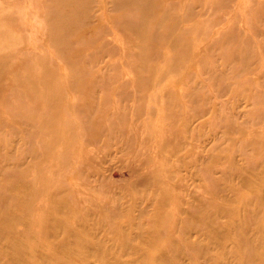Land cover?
Wrapping results in <instances>:
<instances>
[{
  "label": "rangeland",
  "instance_id": "rangeland-1",
  "mask_svg": "<svg viewBox=\"0 0 264 264\" xmlns=\"http://www.w3.org/2000/svg\"><path fill=\"white\" fill-rule=\"evenodd\" d=\"M88 1L87 14L79 4L0 0L14 15L0 13V45L16 42L0 57V119L11 122L0 125V264H264V210L253 202L246 211L239 199L246 185L264 189V0H152L169 7L166 16H143L139 2ZM73 8L79 13L71 16ZM144 48L148 59L129 56ZM157 49L167 55L150 58ZM171 78L196 99L167 96ZM86 100L112 109L91 114L101 126L85 124L77 105ZM214 101L218 113L199 118V186L188 178V189L174 190L186 200L199 194V203L158 205L173 190L133 183L122 167L143 149L132 151L125 134L135 127L139 139L154 140L172 120L171 106L184 105L175 116L183 124ZM149 110L155 119L147 122ZM81 155L105 157L97 164L104 187L89 181L90 194L78 175L88 171ZM68 184L87 201L61 197ZM147 198L154 216L139 217Z\"/></svg>",
  "mask_w": 264,
  "mask_h": 264
},
{
  "label": "bare ground",
  "instance_id": "bare-ground-1",
  "mask_svg": "<svg viewBox=\"0 0 264 264\" xmlns=\"http://www.w3.org/2000/svg\"><path fill=\"white\" fill-rule=\"evenodd\" d=\"M4 1H6V0H4ZM7 1L9 3H13V2H11L13 0H7ZM151 1L152 0H112L113 4L116 6H127V7L132 6L133 3H135V2H139L141 12H143V16L149 15V14H151V12H162L163 13L162 16H166L167 14H169V7L168 6L160 5V4L159 5H151L152 4ZM49 3L52 6H59V5L60 6H69V5H78L79 4V5H83V7H84L83 11L84 12H86L87 14L89 13V3L90 2L88 0H49ZM6 4H8V3H6ZM4 7H7V6L0 3V13L5 14L6 18L11 19V17L14 16V15H12L13 13L11 11L7 12L8 9H6ZM68 13L71 16H74V15H77L79 13V10L77 8H73L70 11L68 10ZM124 24H126V25H145L144 21H142L141 23L139 22V23L135 24L131 21V19L126 20V22ZM124 24H122V25H124ZM142 29H144V27ZM135 30L137 31L138 29H136V27H135ZM186 30L187 29L185 27V28H183V30H181V32L186 31ZM138 32H140V31H138ZM6 34H8V33H6ZM161 35H162V37H159V38L167 39L171 43V46L173 45L174 47H177L179 45H182V44H178V42H180V40L177 39V37L169 38V36H171V35H169V34L167 35L165 33L164 34L162 33ZM63 39H64L63 33L58 32L56 35L57 43H59ZM4 43H5L4 45H0V57L2 56L3 51L5 53V50L9 53L10 52L12 53V51L14 50L15 44H16V42L13 39L10 40V38H8L7 43L6 42H4ZM184 47L187 49L188 45L184 44ZM103 50L106 52H114V50H112L111 48H109L107 46L103 47ZM78 52L81 53L82 51L78 50ZM13 53H14V51H13ZM197 53L199 54V47L197 48ZM132 55L133 56L136 55L139 57L144 55L143 56V59H144V58H146L147 54H145V48H144L143 51H140L137 54H135V53L129 54V56H132ZM151 55H152V57H151ZM166 55H167L166 53H163V51H160L157 49L154 53L150 54V58H152V59L163 58ZM146 59H148V58H146ZM18 64L20 65V62H15L14 66H18ZM190 64L192 65L193 62H190ZM172 68L175 69L176 66L173 65ZM184 69H185V66H184ZM148 71L150 72L151 70H148ZM215 71H217V67H216ZM159 74L164 75L163 72L159 73ZM180 74H181V72H180ZM184 75H181L182 76L180 78L181 81L184 80V77H183ZM24 76H26V75L23 74L20 76V79H18L20 85H21V83L27 82V81H25ZM27 77H28V75H27ZM170 83H172V84L170 85ZM169 85H170V88H169ZM182 85H183V83H181L179 86H177V84L175 85V83L173 82V80L171 78L170 82L167 83V86L169 88V89H166L167 96L175 97V96L181 94L182 96H184V95L188 96L189 98H191V100L196 99V96L192 93H187L186 92L187 90L181 91ZM224 89H228V87H226ZM225 93L226 92H223L222 94L225 95ZM125 95H127V93H125ZM143 100L145 101L146 99L143 98ZM103 101H104V98L100 97V100L98 103L101 104ZM215 103H217V101H214L210 110L203 111L202 114H200L199 111H197L194 114V118L191 120L187 119V117L185 116V118H183V124H180L178 121L176 122L175 116L177 114L181 115V114H185L187 112L185 110L184 105L181 102H179L178 104H175L174 106H171L169 104L172 107V110H171L172 115L171 116L173 118L170 121H166V124L164 123V124H161L162 126H159L160 128H158L155 131L156 136H155L154 140L152 139V140L148 141L147 139H144V138L139 139V137L137 136L138 131L135 129V127L132 128L131 130H129L128 134H125L128 139H126L124 142H125V144H127V146H130L132 151H135V149H137V147L139 145H140L141 149H143V151H142L143 154L141 156L135 155V162L125 163L124 166L122 167V168H126L129 171L130 176L133 177V183H137V184L141 183V185H143L145 187H148V188L154 187L155 189H157L161 186H165V187H168L169 190L170 189L173 190L172 192L168 193V195H166V197L159 198L158 199V205L162 204L163 206H171L172 203H174L176 206H177V204H179L178 207H181L184 204L182 202V200L185 199V198H183L184 195H181L177 192H174V190L178 189L179 187L183 188V189H188V186H187L188 185L187 184L188 178L192 179L194 181L193 183H195V184H196V182H198V186H199V118L203 115H206V113H208L209 111L213 114H217L218 113V107L215 105ZM65 104H68V107L71 106V107L76 108V105L69 104L66 101H65ZM77 106H78L77 108H79L80 110H83L85 113V115H84L85 116V121H84L85 124H92V125L96 124V125L101 126L103 124L102 122L104 121V119H102V117H95V118L90 117L91 114L97 113V112H103L104 114H108V113L113 112L112 109L105 106V104L98 106L97 103L93 102L92 100L91 101L86 100ZM174 108H175V110H174ZM89 110L91 111V113H89ZM97 114H99V113H97ZM97 114H95V116H98ZM22 115L25 118H30V116L25 111L22 112ZM144 115H145V117H147V122L150 121L152 118L155 119V112L153 110L145 111ZM260 115L264 116V108L260 111ZM141 117H142V115H140L137 118V121L135 122L137 125L141 124V121H140V119H142ZM3 121H2V119H0V125L1 126H3L2 123H11L10 119H7V121L5 119V121L4 122ZM22 122H23V120L21 119L19 121V123L22 124ZM145 122H146V120L144 121V124H145ZM194 122H196V123L194 124ZM201 122H203V121H201ZM233 124H234V122H233ZM233 124H231L232 128L237 129L238 132H239V130H243L242 126L234 127ZM227 132H231V131H227ZM231 135H232V133H231ZM180 136H183L184 141H177V138ZM96 137H97V135L94 138H96ZM98 141H99L98 139L92 140V142L94 144H97ZM81 147H86V145H81ZM35 157L38 158V156H36V155H35ZM80 160L82 162L88 164V168H87L88 171H85L83 169L78 170V175L81 178H83V181L85 180L84 182H87V183H84L85 187H86L84 189V192L86 194H90V191H92V189H91L92 184L90 185L89 181H95L96 184L100 185V187H104V180L101 178V171H100V168L97 164L101 165L102 161H105V157L104 156L85 157V156L81 155ZM189 169L191 170L190 175H188L187 172L185 174L182 172L183 170L189 171ZM164 170H166L168 172V174L165 177L161 175V172ZM253 175H257V174L253 173ZM77 186L73 185V184H68L66 186L61 185L60 186L61 187L60 193H62L61 197L68 200L67 196H70L69 199H71V197H72L74 200H77V201H80L81 199H85L84 202H86L88 197L84 196L85 194H83L82 193L83 191H81L82 188L79 185H77ZM246 186L248 188H247V191L245 192V196H241L239 198V199H241V202L244 203V205L247 207L246 211L249 209L248 207L250 206V204H253V202H254L255 204H259L258 206H256L258 209L257 211L263 212V210H264V189H263V187H261L259 185L254 186L253 184H249ZM249 193H251V195ZM61 197H60V199H61ZM154 202H155L154 200H150L149 198H147L146 203H144V206L146 208H143L140 210L139 217H147V215L154 216V212H155ZM186 202L188 204H194V203L198 204L199 203V194L191 195V197L188 198L186 200ZM72 205H74V203H72ZM150 206H152L151 210L149 209ZM237 211L239 212L240 210L237 209ZM186 212L191 213L189 210H186ZM191 214L197 215L198 213L194 212ZM248 215H250V213ZM209 232H210V230H209ZM261 254H262L261 257L264 259V252Z\"/></svg>",
  "mask_w": 264,
  "mask_h": 264
}]
</instances>
